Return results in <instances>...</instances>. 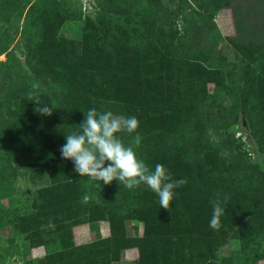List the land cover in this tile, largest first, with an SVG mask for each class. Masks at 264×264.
<instances>
[{"label": "rangeland", "instance_id": "374dc122", "mask_svg": "<svg viewBox=\"0 0 264 264\" xmlns=\"http://www.w3.org/2000/svg\"><path fill=\"white\" fill-rule=\"evenodd\" d=\"M240 1L242 4L245 2L215 0L213 12L203 15L200 0H121L123 11L131 14L132 18L140 17L150 31L152 39L148 54L152 60L159 64L162 60L171 64V58L166 55L183 50L190 53L189 60L209 71L219 72L222 79L220 85L206 80L198 87L194 80L190 86H183L174 81L168 89L175 90L180 100L182 95V101L190 102L195 107V129L189 134L192 139L209 142L220 156L231 160L233 166H244L242 174L245 178L254 179L256 174L252 187H244L252 205L247 216L224 239L214 240L207 248L197 245L193 249V256L195 253L198 255L197 251L205 250L206 260L212 264H219L218 257L226 255L236 259L241 249L245 248L244 244L250 243L254 236L261 235L264 251V156L248 124L249 135L261 161L250 152L238 131L239 111L244 109H239L224 91L240 88L245 76L252 74L254 68H258V72L264 71V44L259 46L260 43H257L258 47L251 49L256 53L253 55L250 51L236 52L230 43L236 35L232 6ZM241 7L244 8L243 5ZM46 13L62 17L56 30H46L45 38L54 37L74 46L82 38L86 19L106 21L98 0H0V141L4 149L0 158L6 166L5 170L0 169V264H41L46 252H51L52 240L56 241L58 231L67 243L70 231L71 244L81 246L74 244L75 228L101 221L98 218L108 214L115 217L110 224L119 245H123L129 238H139L143 234V223L138 221L139 210L147 201L143 200V196H151L153 201H159L151 189L143 188L140 196L128 199L122 189L124 186L118 180L104 184L103 181L81 177L75 172L73 162L62 158L60 147L66 143V134L79 130L85 116L79 115L72 120L63 115L40 116L35 112L36 107H31L29 91H36L41 102L37 87L32 86L37 85L35 78L38 82L45 65L42 64L40 39L43 31L39 32V28L41 15ZM66 17L67 20L64 19ZM260 36L264 40V36ZM258 38H255L256 42ZM168 64L164 66L168 67L169 75L175 70V64ZM170 78H163V84ZM9 83L14 84L15 98L7 101L3 96ZM105 106V111L110 110L116 116L131 117L123 109L107 104L101 107ZM245 118L247 120L246 112ZM136 134L139 133L136 131L129 135L123 132L118 135L128 145ZM139 135L144 139L134 150L137 158L144 162L183 149L178 147L173 150L172 139L166 134L155 136L148 132L147 135ZM77 178L79 182L74 184ZM85 194L90 197L86 204L82 202ZM73 197H77L74 202ZM125 209L128 215H125ZM74 211L77 212L74 214ZM124 216L128 217L120 223ZM166 216L159 211L151 215L154 220ZM80 218L92 221L77 224ZM50 222L54 227L49 226ZM104 222L109 231V223ZM149 225L161 229V232L142 240V258L162 259L164 251L168 250L165 259L174 261L173 264L195 260V257H189L186 239L182 242V238L173 237L175 240H169L166 247L161 245L163 241L159 238L167 231L172 230L171 234L177 235L183 233L179 223L153 221ZM108 235L109 232L98 240H106ZM223 240L225 244L220 245ZM33 242H45L46 246L32 245ZM91 251L87 249L85 255ZM259 263L264 264V259Z\"/></svg>", "mask_w": 264, "mask_h": 264}, {"label": "trees", "instance_id": "16d2710c", "mask_svg": "<svg viewBox=\"0 0 264 264\" xmlns=\"http://www.w3.org/2000/svg\"><path fill=\"white\" fill-rule=\"evenodd\" d=\"M98 1L106 21L86 19L82 28V38L75 46L54 37L45 38L46 30H56L62 16L51 17L47 13L41 15L39 32L43 31L40 39L43 47L42 64L45 65L38 82L35 78L41 104L54 106L52 116L63 115L71 120L79 115L83 117L90 109V105L99 111L107 109V106L101 107L103 104L125 110V113H130V116L138 119L139 134L147 135L148 132L155 136L166 134L172 139L173 150L183 148L177 153L174 152L175 154L156 156L153 160L145 162L146 165L154 170L156 164H162L173 180L187 179L188 182L174 190L176 195L168 210L160 207L159 201H153L151 196H143V200L147 201L139 210L138 221L143 223L141 237L129 238L126 243L119 245V239L115 237L116 233L110 224L111 219L115 217L108 214L98 218L109 223V235L106 240L75 247L70 241V231L68 243L58 231L56 241L52 240L51 252H46L41 264H115L120 251L129 248L136 249L138 264H142V260L145 259L142 258V240L161 232V229L149 225L153 221L177 222L183 230L181 235L171 234L172 230L162 234L159 238L163 241L162 247H166L168 241L174 238H182V242L186 239L185 245L190 249L189 257H195V260H187L186 264H212L206 260L205 250L200 253L197 251L198 255L195 253L193 256L194 247L202 245L207 248L214 240L224 239L235 229L234 226L237 227L240 220L247 216L252 205L244 192V187H252L257 177L255 174V180L245 178L242 174L244 166L240 168L233 166L232 161L220 156L209 142L192 139L189 134L195 129L193 121L196 115L195 107L190 102L182 101V95L180 100L175 90L168 88L174 81L183 86H190L194 80L198 87L206 80L220 85L221 76L219 72L209 71L189 60L190 53L179 49L180 52L175 50L166 55L171 58V64L163 60L160 64L155 62L148 54L152 39L150 31L140 17L132 18L131 14L124 12L121 0ZM244 1L243 4L240 1L232 6L236 35L230 43L240 54L250 51L255 55L251 49L257 48V43H260L259 46L264 44L260 36H264V0ZM214 8L215 0H200L203 15L213 12ZM241 11L242 14L239 15ZM64 19L67 20L68 17ZM257 36L259 38L256 42ZM166 64H175L173 65L175 70L169 75L168 67L164 66ZM165 77L171 78L163 84ZM224 91L239 109L246 112L251 132L264 156V71L258 72V68H254L252 74L245 76L240 88ZM14 92V84L9 83L3 98L7 101L14 99ZM100 103L102 104L99 106ZM30 105L32 108L37 107L33 100ZM0 153L4 154L1 141ZM0 169H6L1 158ZM77 181L79 182V179L74 184ZM143 188L150 189L147 185L141 188L122 189L125 196L132 199V196H140ZM217 194L221 198L227 195L228 202L224 205L226 212L220 217L218 227L212 229L209 227L213 211L210 201ZM71 199L74 202L77 197ZM40 210L41 208L38 212ZM156 211L163 216L170 212L166 217L154 220L151 215ZM124 212L128 215L127 209ZM127 217L121 218L120 223ZM91 221L92 219L85 221L84 218H80L76 223ZM72 223L76 224L75 221ZM65 228L66 233L67 227ZM262 241L261 235L254 236L250 243L244 244L245 248L241 249L240 256L236 259H231L230 255L218 257L219 264H257L264 259ZM34 243L32 245L46 246L45 242ZM221 244H225V241L223 240ZM87 249L89 252L90 249L92 251L85 255ZM165 254L162 259H151V264H173L174 261L165 259ZM73 255L78 257H72Z\"/></svg>", "mask_w": 264, "mask_h": 264}, {"label": "clouds", "instance_id": "9594fccd", "mask_svg": "<svg viewBox=\"0 0 264 264\" xmlns=\"http://www.w3.org/2000/svg\"><path fill=\"white\" fill-rule=\"evenodd\" d=\"M33 88L38 85H33ZM37 107L35 112L40 116H51L53 107L41 104L34 92L28 93ZM84 120L79 124V130L65 135L66 143L60 147L62 158L71 160L74 170L81 177H88L97 182L111 184L118 180L120 185L128 189L147 185L158 197L160 207L169 209L174 191L187 184V179L173 180L171 174L162 164H156L151 170L143 160L137 158L135 147L141 143L142 137L136 134L125 145L118 135L126 132L129 135L136 133L139 121L135 116H116L112 111H98L89 109L84 113ZM107 163V166L105 164ZM90 197L85 194L82 202L88 203ZM228 197L219 194L210 201L212 204V217L209 227L216 229L220 217L226 212ZM51 225V222L49 224Z\"/></svg>", "mask_w": 264, "mask_h": 264}, {"label": "crops", "instance_id": "0c3cea01", "mask_svg": "<svg viewBox=\"0 0 264 264\" xmlns=\"http://www.w3.org/2000/svg\"><path fill=\"white\" fill-rule=\"evenodd\" d=\"M105 225L106 223L101 220L96 223H86L77 226L73 234L74 244L82 245L106 237L108 230ZM115 264H138L136 249L121 250L119 259ZM142 264H151V259H143Z\"/></svg>", "mask_w": 264, "mask_h": 264}, {"label": "water", "instance_id": "95a60500", "mask_svg": "<svg viewBox=\"0 0 264 264\" xmlns=\"http://www.w3.org/2000/svg\"><path fill=\"white\" fill-rule=\"evenodd\" d=\"M238 131L243 135L244 141L247 143L248 147L250 148V152L256 158H258V154L256 152L254 142L252 141V139L249 135L248 122L245 118V111H243V110L239 111ZM258 160L261 161L259 158H258Z\"/></svg>", "mask_w": 264, "mask_h": 264}]
</instances>
